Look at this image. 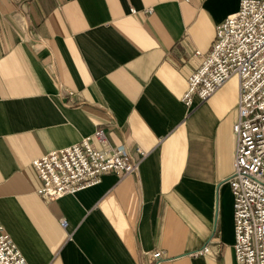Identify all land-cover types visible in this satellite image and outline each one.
I'll return each instance as SVG.
<instances>
[{
    "label": "crops",
    "instance_id": "obj_1",
    "mask_svg": "<svg viewBox=\"0 0 264 264\" xmlns=\"http://www.w3.org/2000/svg\"><path fill=\"white\" fill-rule=\"evenodd\" d=\"M240 2L0 0V225L28 264H236L239 78L183 96ZM100 127L139 168L41 195L33 160Z\"/></svg>",
    "mask_w": 264,
    "mask_h": 264
},
{
    "label": "built area",
    "instance_id": "obj_2",
    "mask_svg": "<svg viewBox=\"0 0 264 264\" xmlns=\"http://www.w3.org/2000/svg\"><path fill=\"white\" fill-rule=\"evenodd\" d=\"M233 75L239 78L238 118L233 126L236 157L229 178L234 197L233 250L236 264H264V0H241L237 12L217 25L210 51L188 79L184 103L190 107L196 97L208 100ZM93 137L100 148L93 145ZM137 152L139 156H134L113 147L100 127L80 142L33 160L41 180L38 192L56 200L100 183L106 173L131 174L147 155L141 148ZM62 224L66 226V220ZM202 250L209 253L210 246ZM162 257L161 251L153 252L148 264H160ZM0 264H28L3 225Z\"/></svg>",
    "mask_w": 264,
    "mask_h": 264
},
{
    "label": "bare ground",
    "instance_id": "obj_3",
    "mask_svg": "<svg viewBox=\"0 0 264 264\" xmlns=\"http://www.w3.org/2000/svg\"><path fill=\"white\" fill-rule=\"evenodd\" d=\"M125 151H127V152H129L128 150H125ZM33 163V162H32ZM135 172V171H134ZM202 252H204V251H200L199 253H202ZM163 255V254H162ZM159 260V262H160V264L162 263V258H160V259H158Z\"/></svg>",
    "mask_w": 264,
    "mask_h": 264
},
{
    "label": "rangeland",
    "instance_id": "obj_4",
    "mask_svg": "<svg viewBox=\"0 0 264 264\" xmlns=\"http://www.w3.org/2000/svg\"><path fill=\"white\" fill-rule=\"evenodd\" d=\"M236 12H237V11H236ZM229 15H230V14H229ZM226 18H227V17H226ZM190 107H191V106H190ZM233 131H234V130H233ZM235 134H236V133H235ZM236 136H237V135H236ZM80 141H81V140H80ZM80 141H79V142H80Z\"/></svg>",
    "mask_w": 264,
    "mask_h": 264
}]
</instances>
